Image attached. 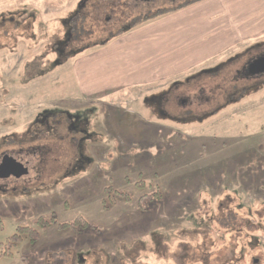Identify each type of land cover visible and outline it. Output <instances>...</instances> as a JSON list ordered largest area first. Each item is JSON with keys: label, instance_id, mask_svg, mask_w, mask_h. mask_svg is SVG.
<instances>
[{"label": "rangeland", "instance_id": "1", "mask_svg": "<svg viewBox=\"0 0 264 264\" xmlns=\"http://www.w3.org/2000/svg\"><path fill=\"white\" fill-rule=\"evenodd\" d=\"M79 1L0 0V155L30 159L0 191V242L39 216L95 228H40L0 264H264V72L244 70L264 38L89 101L83 61L186 0Z\"/></svg>", "mask_w": 264, "mask_h": 264}, {"label": "crops", "instance_id": "2", "mask_svg": "<svg viewBox=\"0 0 264 264\" xmlns=\"http://www.w3.org/2000/svg\"><path fill=\"white\" fill-rule=\"evenodd\" d=\"M185 3L98 49L108 48L115 61L85 59L81 64L85 69L76 74L81 94L90 101L128 84L163 81L218 56L231 57L237 46L264 38V0Z\"/></svg>", "mask_w": 264, "mask_h": 264}, {"label": "trees", "instance_id": "3", "mask_svg": "<svg viewBox=\"0 0 264 264\" xmlns=\"http://www.w3.org/2000/svg\"><path fill=\"white\" fill-rule=\"evenodd\" d=\"M188 3H185L181 6H176L172 9H170L169 11H163L161 14L156 15L155 17H153L152 19L156 18V17H160L163 14H166L167 12H171V11H175L183 6H186ZM69 21H70V17H69ZM71 26V23H70ZM133 28H128V30L122 31V33H126L129 32L130 30L134 29ZM121 33V32H120ZM72 56V55H71ZM70 57V56H69ZM68 57V58H69ZM263 148H264V140H263ZM139 186L142 185L140 183H137ZM109 191L111 192V187H107L105 189V193L107 195H109ZM116 193V191H115ZM110 200L107 201L106 199H102L101 203L102 206H104V208L108 207L107 202L111 203V204H115L116 200L115 197H113L112 195H109ZM149 199V200H159L161 198V191L160 190H156L153 193L149 194V195H142L139 198L138 201V210L140 211H145L146 210V206L143 205V201L145 199ZM125 200H129V196L127 194H125ZM35 226H19L17 227L16 231L14 234H12L9 238H7V240L5 242H0V258H13L14 256V248L21 242H23L24 240L29 241L30 243H34L36 241L39 240L40 238V228H44L46 226H51V225H56L57 228L59 229H66V228H70L73 233L78 234L80 232H82L83 230L89 228V227H94V225L89 224L84 218H82L81 216L76 217L73 221L70 222H66V223H58L56 218L54 216H51V218L49 220L44 219L42 216H39L37 218V220L35 221ZM24 258V257H21Z\"/></svg>", "mask_w": 264, "mask_h": 264}, {"label": "water", "instance_id": "4", "mask_svg": "<svg viewBox=\"0 0 264 264\" xmlns=\"http://www.w3.org/2000/svg\"><path fill=\"white\" fill-rule=\"evenodd\" d=\"M174 2L175 0H169ZM247 72L251 75L264 72V53L253 58L247 64ZM29 157L18 156L14 158L10 154H4L0 163V177L13 176L19 178L28 173Z\"/></svg>", "mask_w": 264, "mask_h": 264}, {"label": "flooded vegetation", "instance_id": "5", "mask_svg": "<svg viewBox=\"0 0 264 264\" xmlns=\"http://www.w3.org/2000/svg\"><path fill=\"white\" fill-rule=\"evenodd\" d=\"M135 1H137V0H135ZM148 2H152V0H147ZM154 1H158V0H154ZM178 0H175L172 4H175V2H177ZM89 2V0H80L78 3V9H80V8H82V6H85L87 3ZM170 9H172V8H170ZM170 9H168V10H166V11H169ZM160 10V9H159ZM172 12V11H171ZM171 12H167V14L168 13H171ZM78 13V12H77ZM144 15H145V13H144ZM143 16V15H142ZM158 17H156V18H154V19H151V21L152 20H155V19H157ZM71 21V20H70ZM147 21H145L144 23H146ZM69 40V34H67L66 35V37H65V41L63 42V44H65L67 41ZM66 45V44H65ZM255 58V57H254ZM253 59V57H251L250 59H249V61L250 60H252ZM249 61L247 62V64L249 63ZM247 64L244 66V70H246V72H247ZM174 85H172V87H173ZM164 98H166V97H164ZM185 100L183 99L182 100V102H184ZM55 114H61V113H55ZM55 114H53V115H55ZM52 115V116H53ZM69 117H73V118H75L76 119V121H70V119H69ZM64 118L65 119H67V122H65V125H66V128L67 127H69L70 126V128L71 129H76L75 127H80L81 126V124L79 123V120H78V116L76 115V113H73V114H70V115H68L67 113H64ZM49 119V118H48ZM49 122L48 121H46L44 124L45 125H49L48 124ZM60 124H61V122H59ZM51 125V124H50ZM67 130L69 131L70 129L69 128H67ZM80 130H81V128H80ZM79 130V131H80ZM71 138H72V136H71ZM4 154H7V153H4ZM4 154H2V155H0V163H1V160H2V157H3V155ZM12 156H15L14 158H17L18 156L17 155H12ZM12 178V176H9V177H6V178H1L0 177V191H5V188L3 187V186H5L6 185V181L9 179V178ZM14 178V177H13Z\"/></svg>", "mask_w": 264, "mask_h": 264}]
</instances>
